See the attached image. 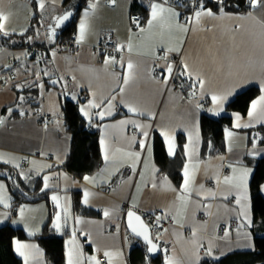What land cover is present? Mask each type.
<instances>
[{"label":"crops","instance_id":"1","mask_svg":"<svg viewBox=\"0 0 264 264\" xmlns=\"http://www.w3.org/2000/svg\"><path fill=\"white\" fill-rule=\"evenodd\" d=\"M64 1L44 0L45 7L40 10L39 0L36 7L32 0H0V11L10 14L7 28L10 32L15 30L10 36H20L21 30L26 28L25 34L40 21L42 12L44 16L46 14L48 23L44 27L43 43L50 45V29L55 27L56 18L65 13V9L62 11ZM132 2L116 0L113 5L109 0H98L97 8L90 10L86 38L81 42L83 47L75 53L56 52L53 47L55 56L51 52L49 62L36 61L27 49L15 48L14 41H0V120H3L0 124V164L16 170L23 179L42 177L43 191L49 192L48 200L23 204L15 212L9 184L0 179L5 185L3 195L10 204L7 208L0 204V226L10 224L25 231L28 239L14 240V250L17 240L36 245L43 255L32 264H51L35 237L43 232L50 220L53 227L57 214L61 216V229L53 228L55 234L65 238L66 264L68 242L73 239V231L76 245L85 257L84 264H89L87 257L91 256H96L100 264H109L105 251L121 253L112 258V264H129L131 249L136 245L143 246L125 226V216L130 210L141 213L147 222L152 218L169 222L161 229L152 228L164 264L169 258L175 264H201L204 260L219 262L231 254L255 250L257 225L250 186L255 162L264 158V145L259 144V136L250 133L264 123L259 118H249L248 114L234 113L233 126L225 131V153L201 159L200 106H206L209 101L212 115L219 117L237 94L254 86L261 90L260 83L264 80V6L251 8L245 13L224 11L227 15L223 18L202 17L200 23H196L195 12L185 15L182 8L167 3L166 7L179 13V23L188 28L187 33L175 28L169 32L160 25L151 32L141 33L133 28ZM141 2L149 8L148 19L150 3L161 0ZM87 8L78 16L73 37L77 40ZM212 11L219 17V11ZM171 22L175 23L174 20ZM103 33L112 34L116 44L123 45L126 50V54L115 59V63L106 64V60L112 59L96 51ZM129 42L131 52L127 47ZM168 48L179 50L168 52ZM160 51L163 58L157 60ZM166 53L167 59L173 55L181 56V70L186 62L190 70L202 76L205 80L203 92L197 87L198 95L192 99L174 89L175 67L165 60ZM129 61L135 67L132 79L125 85ZM169 64L173 67L171 76L166 72ZM225 93L231 95L225 101L223 111L216 115V105L211 97ZM66 99L89 111L91 119L81 114L98 129L100 141L105 140L108 146L111 159L105 161V146L100 143L103 166L95 174L88 175L93 178L91 183L72 175L64 166L72 144L62 109V101ZM93 100L100 105L99 108L87 107ZM109 103L112 104V115L100 119L96 113L105 111ZM128 106L136 107L138 111L130 112ZM237 114L241 117V124L251 123L252 126L234 127ZM44 116L52 118L46 125L41 123ZM126 120L146 127L137 128L132 123L121 125L120 122ZM163 129L174 130L175 155L168 153L167 141L161 135ZM143 131L149 136L142 149ZM228 131L233 132L231 138L227 136ZM197 132L199 140L190 161L188 137L191 133L196 141ZM157 136L164 141L173 169L182 173L180 185L168 174L161 173L156 163L154 141ZM179 136H183L185 142L182 148L179 147ZM149 148L151 156L148 155ZM253 151L258 154L251 155ZM129 152H139V160L125 155ZM134 162L135 170L132 168ZM229 165L253 170L249 179L253 220L250 227L245 226L240 206L235 203L236 191L223 183L225 176L232 175ZM185 166L190 172L193 166H197L190 194L181 191ZM51 175L57 176L59 185L45 189L44 177ZM85 190L92 193L88 204L83 202ZM73 192H81V210L78 212L74 209ZM53 195L60 197L59 206L51 199ZM181 195L186 196V201L179 199ZM20 208H24L23 217ZM105 211L108 215L104 214ZM226 231L227 236L224 235ZM246 233L250 234V239ZM209 246L212 247L211 256L207 255ZM15 253L24 264L23 257Z\"/></svg>","mask_w":264,"mask_h":264},{"label":"trees","instance_id":"2","mask_svg":"<svg viewBox=\"0 0 264 264\" xmlns=\"http://www.w3.org/2000/svg\"><path fill=\"white\" fill-rule=\"evenodd\" d=\"M92 1H64L63 7L65 12L68 10L75 11V18L57 40L50 42V45L32 41L35 38L36 31L34 24L28 32L20 36L3 37L0 35V41L3 43L14 41L16 43L15 48L19 49L37 47L43 52V62H49L50 50L75 36L78 16ZM198 3H202L204 8H210L214 11H219L220 7H223V10L226 12L234 13H245L251 9L249 0H224L222 5L218 3V0H198ZM32 4L36 7L37 0H32ZM193 4L194 0H186L185 6L177 7L182 8L186 15L188 13H194L192 10ZM131 11L132 14H139L144 19H147L149 15V8L141 0H133ZM185 15L184 17H186ZM28 37H31L30 41ZM180 71L181 68L179 67L176 78L181 80L188 91L193 90L190 87L193 82L186 76L179 75ZM260 94L261 90L256 86L244 90L227 104L225 113L219 117L212 115L209 101L206 103V106H200L202 112L201 159L225 153V131L233 126V114L239 113L242 116H247L252 101L256 100ZM79 106V103L68 99L62 101L66 127L72 136L71 151L64 166L72 175L78 178H84L85 176L95 174L102 168L103 156L99 138L100 133L97 128H93V125L82 116ZM250 134L252 136H259V144L264 145V139H262L264 138V126L253 129ZM182 137L179 136L180 148L185 144ZM154 151L156 163L159 165L161 173L168 174L176 184L180 185L183 178L182 173L179 171L176 172L173 169V164L167 154L164 141L158 136L154 141ZM255 163V171L250 186L253 214L257 225L255 228V250L252 252L234 253L219 262L204 260L201 264H264V191L260 190L261 186H264V158ZM0 179H5L9 184L14 196L13 208L15 212L23 204L48 200L49 192L43 191L42 177L23 179L16 170L0 164ZM73 197L74 209L78 212L81 210V192H73ZM35 238L45 249L51 264H66L65 238L55 234L51 220L44 227L43 232ZM16 239H28L22 228L13 227L10 224L0 226V264H23L21 258L17 256L14 250L13 243ZM129 264H164V258L160 255L156 260H152L148 255L146 246L136 245L130 251Z\"/></svg>","mask_w":264,"mask_h":264},{"label":"snow or ice","instance_id":"3","mask_svg":"<svg viewBox=\"0 0 264 264\" xmlns=\"http://www.w3.org/2000/svg\"><path fill=\"white\" fill-rule=\"evenodd\" d=\"M109 2L111 4H115L116 0H109ZM168 0H161V2H154V3H150V17L147 19L146 22V27H142L141 26V22L139 19L133 20L132 23L136 26V28L139 29V31L141 33L144 32H151V30L156 27L157 25H160L162 28L167 29L169 32L172 31L173 28H175L178 31H182L187 33L188 28L185 27L184 25L179 23V13L174 12L172 8L170 7H166L165 4H167ZM219 4H223V0H218ZM97 4H98V0H95V2H91L88 5V8L85 9L84 11V19L80 22V26H79V36H78V40L77 43H81L85 40L86 38V33L88 30V20H89V14H90V10L94 11L97 8ZM257 6H264V0H250V7L251 8H256ZM45 7V3L44 0H39L38 3V8L40 10H43ZM197 7L199 10L195 11L194 13V17H195V21L196 23H200L201 18L202 17H211V18H223L224 16H226L227 14L224 13L223 7L219 8V17H217V13H214L212 11V9L210 8H204L202 3H198ZM73 15V12L71 10H68L67 12H65L62 16H59L56 18V26L52 27L50 29V36L48 37V39L50 41H55L56 38V28L60 27L61 25H63L65 23V21H68ZM249 15H251V13H249ZM167 17V19H166ZM243 18V17H241ZM10 19V14H6L3 11H0V35L4 36V37H8L12 34V32H14L15 30L13 29L11 32L8 30L7 28V24L9 22ZM189 20H191L192 18L189 17ZM175 21V23H172L171 21ZM27 31V29H23L21 30V32L19 33L20 35H23V33ZM28 40H31V37H28ZM123 45L120 46V49H123ZM128 51L131 52L132 51V44L131 42H129L128 44ZM179 49H174V48H168V52L171 51H178ZM53 56H55V52L52 53ZM165 59H167V53L165 54ZM109 62H113L115 63V58H112L111 61L106 60L105 63H109ZM10 67V66H9ZM134 64L129 61L127 64V68H128V76L125 77L124 79V84L126 85L130 79H132L133 77V69H134ZM166 72L168 73L169 76H171L172 72H173V67L171 64H169L166 68ZM179 75L181 76H187L188 79L190 80H194L195 82L193 84L190 85V87L193 89L192 95H195V89L197 87H199V89L201 90V92H203L204 89V84H205V80L202 78V76L199 73H194L192 70H190L189 65L184 62L182 65V70L179 72ZM73 79H75L73 77ZM165 84L167 83V79H165ZM53 83H56V81H53ZM19 87V86H18ZM260 88L261 91L264 92V80L261 81L260 83ZM231 95V93H225V94H213L211 99L214 105H216V109H215V114L219 115L221 111H223V106L225 101L228 99V96ZM73 99H75V95L72 96ZM114 99V97H113ZM89 108H99L100 105L97 104L94 100L89 102V105L87 106ZM199 107V105H198ZM128 110L130 112H137L138 109L136 107L133 106H128ZM80 111L83 113V115L85 117H88L89 119H91V116L89 114V111H87L85 108H81ZM141 115H143V112L140 113ZM96 115L100 118L103 119L105 117V115H112V104L109 103L107 106V109L105 111H101L96 113ZM248 116L251 119H257L259 118V121L261 123H264V94L260 95L258 99L253 100L251 103V109L248 112ZM241 117L239 116V114L236 115V124L234 125V127L236 128H240V127H244V128H248L251 127V123H245V124H241L240 123ZM121 125L124 124H128V123H132L134 124L137 128H141L143 129L144 125H140L138 123H136L135 121H121L120 122ZM0 124H3V120H0ZM174 130L173 129H163L161 131V135L164 137V139L167 141V150L169 155H175V137L173 135ZM142 135L145 137V140L140 141V147L143 149L145 146V141L148 139V132L147 131H143ZM227 136L229 138H231L233 136V132L232 131H228L227 132ZM135 139V137H133V140ZM264 139V138H262ZM189 140V160L191 161V157L193 154H195L196 148H195V143L198 142L199 140V133L197 132L196 134V141H193V137L192 134H189L188 137ZM100 143L102 145H104V160L108 161L109 159H111V157L109 156V151H108V146L106 144L105 140H101ZM255 147V145H254ZM117 151H120L119 149H117ZM251 155L255 156L258 154V152L253 151L252 153H250ZM125 155L134 158V160H139L140 157V153L139 152H135V153H125ZM148 155L151 156V150L150 148L148 149ZM7 162V161H6ZM18 167V165H17ZM136 164L135 162L132 164V168L133 170H135ZM197 166H193V170L190 172L189 171V167L185 166L184 168V180H183V184H182V193H189L191 192V184L193 182L194 179V174H195V169ZM229 167L232 169V175L229 176H225L223 178V183L225 185L230 186L231 189H234L236 191V195L237 198L235 199V203L236 205L240 206L241 212L240 215L243 216L244 221H245V226H251L253 223L252 217H251V199L249 196V179L252 176V169L248 168V167H244V168H240L237 169L235 167H233L232 165H229ZM84 179L86 181H88L89 183L93 182V178L85 176ZM45 180V184L44 187L47 188V180L48 177H44ZM219 177H217V183H219ZM152 187H156L155 183H153ZM5 189V185L0 183V204H4V206L10 207V204L8 203V198H6L3 195V191ZM261 191H264V186H261L260 188ZM84 200L83 202L85 204H88L89 202V197L92 195V193H90L89 191L85 190L84 192ZM212 195H215L214 193H212ZM54 202H56L57 206H59V200L60 197L53 195L51 198ZM179 199L181 201H186V196L181 195L179 197ZM225 199H227V196H225ZM65 211H67V209H65ZM20 212V216L23 217L24 214V208H20L19 210ZM105 215H108V212L105 211L104 213ZM7 215V214H5ZM128 218H129V227L131 228L132 232L135 233L137 236H141L143 237L144 241L149 245V247L147 248V252L148 253H155L158 251V246L157 244L153 243V240L150 238V234H149V229L148 226L146 224L143 223V221L141 220V218L139 216H137L134 212H129L128 213ZM55 224L53 225V227L59 231L61 229V216L59 214L56 215L55 217ZM66 220V217H65ZM135 221V222H134ZM157 222H159V220H157ZM35 233H30V235H34ZM193 235H195V232H193ZM225 236L228 235L227 231L224 233ZM246 236H248V238L250 239V234H245ZM73 239L70 240L68 243L70 245L69 249H68V260H67V264H84V259L85 257L83 256L82 250L76 245V241H75V236L76 233L75 231H73L72 233ZM249 247H251V245H249ZM15 251L21 256L23 257L24 260V264H32V262L34 260L39 259L40 257H42L43 253L39 250V248L36 245H32V244H25V243H21L19 240L15 241ZM212 253V247L209 246V248L207 249V255L211 256ZM121 253L117 252V253H113L111 251H105L104 252V256L108 257V261L109 264H112V258L114 256H120ZM199 259V257H198ZM87 260L89 262V264H100V261L97 259L96 256H91V257H87ZM167 264H175V261H173L171 258L168 259Z\"/></svg>","mask_w":264,"mask_h":264},{"label":"built area","instance_id":"4","mask_svg":"<svg viewBox=\"0 0 264 264\" xmlns=\"http://www.w3.org/2000/svg\"><path fill=\"white\" fill-rule=\"evenodd\" d=\"M224 2V0H223ZM169 5L172 6H185L186 4V0H168L167 2ZM198 4V0H194V4H193V12L198 10L197 7ZM139 19L141 22V26L142 27H146V19H144L141 15L139 14H133L131 16V20H136ZM133 28H136V26L133 24ZM83 47L82 43H77V39L72 38L68 41L63 42L61 45H59L58 47H56L54 49V51L56 52H67V53H75L77 51H79L81 48ZM28 52L30 53L31 57L33 59H35L36 61L39 62H43L44 60V55L43 52L37 48V47H30L27 49ZM53 50H50L51 52H54ZM99 54H101L102 56L107 57L108 59H120L123 55L126 54V50L120 49V46L116 44L115 42V38L113 37L112 34L110 33H103L100 36V40H99V44L97 46V50H96ZM163 58V52L160 51L159 52V56L157 58V60H160ZM166 61H168L169 63L174 64V74H173V79H172V83H173V87L175 90H177L178 92H180L181 94H183V96H185L186 98H195V96L198 95V91L197 88L195 89V95H192L193 90L188 91L184 84L181 82V80H178L176 78V74L178 71V68H181V56L179 55H173V56H169L168 59H165ZM192 82V81H191ZM52 118L49 116H44L41 119V123L43 125H46ZM149 225L152 228H158L161 229L165 226H168L169 222H165V221H159L157 222V220H155V218H152L150 221H148Z\"/></svg>","mask_w":264,"mask_h":264},{"label":"water","instance_id":"5","mask_svg":"<svg viewBox=\"0 0 264 264\" xmlns=\"http://www.w3.org/2000/svg\"><path fill=\"white\" fill-rule=\"evenodd\" d=\"M72 11V10H71ZM73 12V15L72 17L68 20V21H65V23L63 25H61L60 27L56 28V38L55 40H57L60 35L62 34V32L72 23V21L74 20L75 18V11H72ZM63 15V14H62ZM61 15V16H62ZM55 26H56V22H55ZM129 212H134L137 216H139L141 218V220L143 221L144 224H146L148 226V229H149V234H150V238L153 240V243L157 244L158 246V251L155 252V253H148L149 257L152 259V260H156L161 254H162V250H161V247L158 243H156L153 239V233H152V229H151V226L149 225V223L146 221L145 217L137 212L136 210H130L126 213V216H125V226L128 230V232L130 233L131 236H133L137 241L141 242L144 246H146L147 248L149 247V245L144 241L143 237L141 236H137L135 233L132 232L131 228L129 227V218H128V213ZM135 222V221H134Z\"/></svg>","mask_w":264,"mask_h":264},{"label":"rangeland","instance_id":"6","mask_svg":"<svg viewBox=\"0 0 264 264\" xmlns=\"http://www.w3.org/2000/svg\"><path fill=\"white\" fill-rule=\"evenodd\" d=\"M63 10H64V8H62V11ZM47 23H48V21L46 20V14L44 16V13L42 12L41 13V17H40V21H38L35 24L36 35H35V38H33L32 41H36V42H40V43H43L45 41V37H44V27H45V25ZM46 177H48V176H46ZM58 180L59 179L57 178L56 175L55 176H53V175L49 176L48 177V180H47L48 187L45 188V189H54L55 187H57L59 185ZM63 203H64V205H66L65 204V200H63ZM54 210H55V206H54ZM56 210H57V208H56ZM135 242H137V241H135Z\"/></svg>","mask_w":264,"mask_h":264}]
</instances>
